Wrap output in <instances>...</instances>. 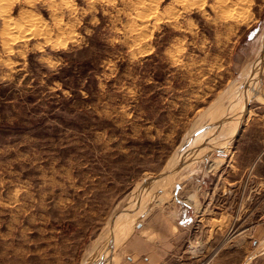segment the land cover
I'll use <instances>...</instances> for the list:
<instances>
[{
	"label": "rangeland",
	"instance_id": "374dc122",
	"mask_svg": "<svg viewBox=\"0 0 264 264\" xmlns=\"http://www.w3.org/2000/svg\"><path fill=\"white\" fill-rule=\"evenodd\" d=\"M225 1L0 0V264H264V0Z\"/></svg>",
	"mask_w": 264,
	"mask_h": 264
},
{
	"label": "bare ground",
	"instance_id": "6f19581e",
	"mask_svg": "<svg viewBox=\"0 0 264 264\" xmlns=\"http://www.w3.org/2000/svg\"><path fill=\"white\" fill-rule=\"evenodd\" d=\"M216 1H217V0H216ZM219 1H220V0H219ZM223 1H224V0H223ZM226 1H227V0H226ZM226 1H225V2H226ZM241 1H243V0H241ZM178 2H179V1H178ZM230 2H231V1H230ZM247 2H248V1H247ZM66 3H67V2H66ZM221 3H223V2H221ZM233 3H234V2H233ZM237 3H238V2H237ZM240 3H241V2H240ZM244 3H245V2H244ZM1 4H2V3H1ZM190 4H191V3H190ZM230 4H231V3H230ZM3 5H4V4H3ZM223 5H224V4H223ZM225 5H227V4H225ZM184 6H185V5H184ZM190 6H191V5H190ZM233 6H234V5H233ZM242 6H243V5H242ZM181 7H182V6H181ZM222 7H223V6H222ZM224 7H225V6H224ZM237 8H238V7H237ZM223 10H224V9H223ZM171 11H172V9H171ZM225 11H226V10H225ZM228 11H229V10H228ZM234 11H235V10H234ZM236 11H237V10H236ZM239 11H240V10H239ZM222 12H223V11H222ZM232 12H233V11H232ZM232 12H231V13H232ZM29 13H30V12H29ZM221 14H222V13H221ZM226 14H227V13H226ZM226 14H225V15H226ZM27 15H29V14L27 13ZM222 15H223V14H222ZM238 15H239V14H238ZM167 16H168V15H167ZM167 16H166V17H167ZM28 17H29V16H28ZM225 17H226V16H225ZM175 18H176V17H175ZM179 18H180V17H179ZM3 19H4V18H3ZM22 19H23V18H22ZM232 19H233V18H232ZM4 22H7V21H4ZM26 22H28V21H26ZM11 23H12V22H11ZM15 23H16V22H15ZM4 24H5V23H4ZM20 24H21V23H20ZM16 28H17V27H16ZM23 28H24V27H23ZM11 29H12V28H11ZM22 30H23V29H22ZM19 32H20V31H19ZM13 33H14V32H13ZM21 33H23V32H21ZM10 34H11V33H10ZM12 35H13V34H12ZM21 37H22V36H21ZM263 51H264V50H263ZM259 56H260V55H259ZM263 59H264V58H263ZM261 61H262V60H261ZM259 65H260V64H258V63L254 65L255 68L253 67V68H254V69H253V72H256L257 69H258L259 67H261V65H260V66H259ZM263 65H264V61H263ZM255 70H256V71H255ZM260 70H261V69H260ZM260 73H261V72H260ZM255 74H256V73H255ZM250 79H251V78H250ZM254 82H255V80H254ZM255 88H256V87H255ZM257 90H258V89H257ZM248 91H250V90H248ZM248 91H247V92H248ZM254 91H255V90H254ZM249 94L252 95V94H253V90H252V94H251V92H249ZM257 94H258V92H257ZM263 94H264V93H263ZM261 99H262V98H261ZM263 101H264V100H263ZM239 102H241V101H239ZM243 102H244V100L242 101V104H243ZM231 105H232V103H231ZM229 106H230V105H229ZM228 110H229V108H228ZM232 110H233V109H232ZM225 111H226V110H225ZM238 111H239V110H238ZM230 113H231V111H227V115H229ZM234 113H235V112H234ZM234 113H232V115H233ZM227 115H226V116H227ZM230 115H231V114H230ZM230 115H229V116H230ZM232 115H231V116H232ZM217 117H219V118H217ZM235 117H237V116L235 115ZM213 118H214V119L216 118L217 121H219V122H221V121L226 122V121L228 120V117H227V118L225 117L223 120H219V119L222 118V114H218V115L216 114V117L213 116ZM213 118H212V119H213ZM232 118H233V117H231V119H232ZM210 119H211V118H210ZM235 119H236V118H235ZM212 121H213V120H211L210 122L212 123ZM214 121H215V120H214ZM232 121H233V120H232ZM238 123H239V122H238ZM214 124H215V123H214ZM214 124H213V125H214ZM222 124H225V123H222ZM233 125H234V124H233ZM218 126L220 127V125H218ZM216 129H218V128H216ZM233 129H234V128H232V130H233ZM229 132H230V131H229ZM211 135H212V134H211ZM229 135H231V134H228V136H229ZM232 136H233V134H232ZM226 137H227V136H226ZM229 137H230V136H229ZM207 138H208V137H207ZM230 138H231V137H230ZM208 141H209V140H207V142H208ZM221 141H222V140H221ZM225 141H226V140H225ZM228 141H229V140H228ZM205 142H206V140L204 141V143H205ZM222 142H223V141H222ZM202 144H203V143H202ZM207 144H209V143H207ZM228 144H229V143H228ZM196 145H197V144H196ZM223 145H224V143H223ZM223 145H222V146H223ZM226 145H227V143H226ZM210 147H212V146H210ZM213 147H214V146H213ZM203 149H204V148H203ZM204 151H207V150L204 149ZM204 151H203V152H204ZM194 155H195V154H194ZM205 155H206V154H205ZM191 158H193V157H190V159H191ZM184 159H185V158H184ZM189 161H190V162H189ZM192 161H194V160H193V159H192V160H186L185 162H186V164H187V163H192ZM219 163H220V159L213 160L211 163L208 164V167L211 168V169H214V168H216V167L218 166ZM173 168H174V167H173ZM171 169H172V168H170V170H171ZM174 171H175V170H174ZM172 172H173V171H172ZM169 173H171V171H170ZM163 176H164V175L162 174V175L157 176V177H155V178H152V179H150V180H146V179H145V180H146V182H145L146 185L149 184L148 187H150L149 190H148V192H145V193H147V194H149V192H155V193L157 192V193H158V190H160L161 187L163 186V181L161 180ZM169 176H170V175H169ZM169 178H170V177H169ZM145 180H144V181H145ZM144 181H143V182H144ZM166 181H167V179H166L164 182H166ZM167 182H168V181H167ZM171 182H172V181H171ZM175 183H176V182H175ZM166 184H168V183H166ZM173 185H174V184H173ZM165 187H166V186H165ZM144 188H145V187H144ZM146 188H147V186H146ZM146 188H145L144 191H147ZM163 188H164V187H163ZM135 190H136V189H135ZM140 190H143V188H141ZM163 190H164V189H163ZM132 191H133V190H132ZM132 191H131V192H132ZM140 193H141V192H140ZM136 194H137V193H136ZM159 194H160V193H159ZM131 195H132V194H131ZM141 195H143V194L141 193ZM141 195H140V196H141ZM150 196H151V195H150ZM152 196H153V195H152ZM127 199H128V198H127ZM127 199H126V200H127ZM139 199H140V198H139ZM145 199H146V198H145ZM150 199H151V198H150ZM150 199H149V200H150ZM145 201H146V200H145ZM192 201H194V200H192ZM212 213H213V212H212ZM123 227H124V226H123ZM112 228H113V227H112ZM119 228H120V227H118V226L115 228V235H113V237H112V239H111V240L113 241L114 244L118 243V242H117V238L124 239L125 236H126L127 233H128V232H127L128 230L123 229V228H122V229H119ZM113 230H114V229H113ZM110 233H112V232L110 231ZM113 233H114V231H113ZM109 236H110V235H109ZM109 238H110V237H109ZM103 240H104V239H103ZM103 240H102V241H103ZM111 240L109 239V242H110ZM96 242H97V241H95L94 243L96 244ZM110 243H111V242H110ZM110 243H109V244H110ZM104 244H106V243H104ZM96 245H97V244H96ZM111 245H113V244H111ZM91 246H92V245H91ZM94 246H95V245H94ZM107 246H108V245H107ZM92 247H93V246H92ZM103 247H104V246H103ZM111 247H113V246H111ZM90 248H91V247H90ZM93 248H94V247H93ZM99 248H100V247H99ZM94 249H95V248H94ZM94 249H93V250H94ZM100 249H101V248H100ZM109 249H110V248H109ZM263 249H264V244H263ZM91 250H92V248H91ZM96 251H97V250H96ZM102 251H103V250H102ZM105 252H106V251H105ZM112 252H113V251H112ZM96 253H97V252H96ZM98 253H99V252H98ZM98 253H97V254H98ZM257 253H258V252H257ZM93 254H94V253H92V251L86 253V256H85V258H84V261H91V262H92V259H93V256H92V255H93ZM105 259H106V258H105ZM111 259H113L112 256H111L110 260H111ZM107 260H108V259H107ZM110 260H109V261H110ZM112 261H113V260H112ZM101 262H102V261H101ZM105 262H106V261H105ZM94 263H95V262H94ZM103 263H104V262H103ZM105 264H108V261H107Z\"/></svg>",
	"mask_w": 264,
	"mask_h": 264
},
{
	"label": "crops",
	"instance_id": "0c3cea01",
	"mask_svg": "<svg viewBox=\"0 0 264 264\" xmlns=\"http://www.w3.org/2000/svg\"><path fill=\"white\" fill-rule=\"evenodd\" d=\"M262 163H264V162L262 160L258 159L254 164L255 169L258 170V168L260 167V164H262ZM262 178L264 180V177H262ZM260 220H261V222H257V224H255V226H257V227L264 226V220L263 219H260ZM136 252L137 253L133 252L131 255L128 256L126 264H182V263H178V261H174V260L168 261L166 251L164 252V254L163 253H157V252H155V250H152V252H154V253L148 252L147 254L141 253V251H136ZM157 256H159V259H160L159 261L156 260ZM250 263H251V261H249V263H248V260L246 257H244L242 262H239V264H250Z\"/></svg>",
	"mask_w": 264,
	"mask_h": 264
}]
</instances>
